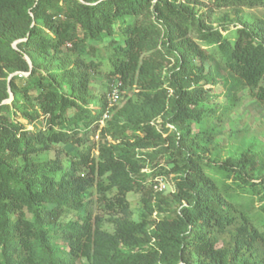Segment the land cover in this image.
I'll list each match as a JSON object with an SVG mask.
<instances>
[{"label":"trees","instance_id":"16d2710c","mask_svg":"<svg viewBox=\"0 0 264 264\" xmlns=\"http://www.w3.org/2000/svg\"><path fill=\"white\" fill-rule=\"evenodd\" d=\"M208 1L0 0V264H264V0Z\"/></svg>","mask_w":264,"mask_h":264},{"label":"rangeland","instance_id":"374dc122","mask_svg":"<svg viewBox=\"0 0 264 264\" xmlns=\"http://www.w3.org/2000/svg\"><path fill=\"white\" fill-rule=\"evenodd\" d=\"M201 13L209 14V21L208 24L216 29H221L222 25L224 24V16L228 12L227 9H216L212 6V4L208 0H201V5L198 7ZM244 13L247 17L255 20L264 19V8H256V9H245ZM231 29H235L231 27ZM225 34V33H224ZM94 86L93 90L98 89V92H101V88L109 85V82L106 78L103 77L102 74H98L94 77ZM264 86V81L262 82ZM119 99H117L118 103L124 97H133L137 93L136 88H126L123 91H119ZM113 94L109 96L110 102H115L113 99ZM92 109L95 107L92 106ZM234 123L232 124L233 130H246V135L251 134L256 141L264 147V107L260 106L257 102L251 100L247 96L244 97L243 104L239 108L237 114L233 117ZM22 124H24L29 130H34L36 127L33 125H28L26 121L20 120ZM99 136V133L97 134ZM91 138H93L91 136ZM95 142L98 141V137L95 136L93 139ZM223 144H227L226 139H222ZM56 150L62 152V158L64 159V164L67 163L68 158H70L75 153V148L71 144H66L61 147H56ZM54 155V153H52ZM48 154H42L41 157L46 158ZM67 159V160H66ZM149 170V169H148ZM174 191V182L170 178L168 179L167 189L164 192V196H170V193ZM129 203L131 206L132 216L136 220H140L142 218L143 210V203H142V195L131 193L128 195ZM110 231L112 227H109Z\"/></svg>","mask_w":264,"mask_h":264},{"label":"built area","instance_id":"2783aa9c","mask_svg":"<svg viewBox=\"0 0 264 264\" xmlns=\"http://www.w3.org/2000/svg\"><path fill=\"white\" fill-rule=\"evenodd\" d=\"M113 99L116 101L118 99V90H114ZM168 180L164 177H160L155 181L154 189L157 192L163 193L167 189Z\"/></svg>","mask_w":264,"mask_h":264},{"label":"water","instance_id":"95a60500","mask_svg":"<svg viewBox=\"0 0 264 264\" xmlns=\"http://www.w3.org/2000/svg\"><path fill=\"white\" fill-rule=\"evenodd\" d=\"M17 43H15L14 45H13V47L16 49L17 47ZM27 59V61L30 63V65H31V61H30V59L27 57L26 58ZM26 76H28L29 74H25ZM11 96L13 97V95H12V93H11ZM8 103H10V101H5L4 102V104H8Z\"/></svg>","mask_w":264,"mask_h":264}]
</instances>
